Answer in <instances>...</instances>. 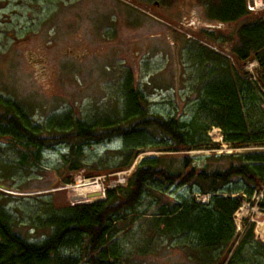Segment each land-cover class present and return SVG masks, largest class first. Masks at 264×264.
<instances>
[{"label": "trees", "instance_id": "16d2710c", "mask_svg": "<svg viewBox=\"0 0 264 264\" xmlns=\"http://www.w3.org/2000/svg\"><path fill=\"white\" fill-rule=\"evenodd\" d=\"M209 2L203 0L207 18L235 25L220 36L209 33L216 41L232 42L231 59L192 43L200 51L198 64L209 63L186 121L176 114L150 111L143 90L128 71L118 84L119 97L86 116L69 108L48 114L40 123L29 106L0 94L3 180L41 166L43 153L55 147L65 149L58 172L92 170L88 177L127 170L141 149L160 153L140 159L125 184L107 190L102 201L56 207L47 197L33 203L26 214L31 227L44 232L38 241L30 242L14 232L18 219L13 209L4 207V200L0 264H122L125 258L116 235L146 199L157 207L151 220L153 232L173 239L197 264H223L230 253L225 264H264V244L253 240L252 226L239 236L233 223L243 202L253 205L254 195H261L254 205L264 212V10H247L245 0ZM250 61L257 63L253 75L242 71ZM211 127L220 129L222 141L233 150L254 149L217 155L213 151L218 146L206 136ZM110 143H117V150L106 153L112 161L108 167L102 161L86 165V148ZM201 149L210 154L190 156V151ZM0 185L4 190L14 187L3 181ZM171 189L181 193L170 198ZM197 195L209 198L200 203ZM152 244L147 241L140 252Z\"/></svg>", "mask_w": 264, "mask_h": 264}, {"label": "rangeland", "instance_id": "374dc122", "mask_svg": "<svg viewBox=\"0 0 264 264\" xmlns=\"http://www.w3.org/2000/svg\"><path fill=\"white\" fill-rule=\"evenodd\" d=\"M53 1L0 0V94L29 106L33 118L40 123L48 114L69 108L84 116L105 108L117 96L118 84L126 79L127 71L131 72L134 84L143 90L150 111L163 116L176 114L186 121L192 115L196 87L209 63L204 60L202 66L198 64L200 51L192 43L231 59L232 42H219L213 37L231 31L235 25L207 18L202 0H165L169 2L166 7L162 6L163 0H155L161 3L159 7L149 6L153 0H82L75 20H66L70 14L55 7L60 1L76 0ZM245 1L247 10H264V0L262 7L254 10L250 0ZM208 27L213 37L205 33ZM254 68V61H250L243 65L242 71L250 74L252 70L253 74ZM235 69L242 75L237 65ZM206 136L218 146L213 151L217 155L254 149L248 146L233 150L222 141L221 131L216 127H211ZM116 145L86 148V165L102 161L108 167L112 161L106 153L115 152ZM64 152L62 147L45 151L43 164L27 168L21 176L3 180L0 172V183L14 186L4 190L0 185V205L6 200L4 207L13 209L18 219L14 232L30 242L44 237L42 230L35 231L27 221L26 210L33 203L47 197L56 207L102 201L107 190L125 184L140 159L160 154L153 148H144L127 170L88 177L92 170L65 174L56 170ZM3 154L13 157L10 152ZM189 154L207 156L210 151L192 150ZM96 179L103 188L102 199L74 202L67 188L74 187L77 181ZM179 193L169 190L170 198ZM208 198L196 196L200 203H206ZM259 199L260 194L254 195L250 202ZM150 202L146 199L116 235L125 258L122 264H197L188 259L173 239H164L153 232L151 220L157 207ZM254 203L243 202L233 215L235 233L242 236L252 226L253 240L264 244V212ZM150 240L154 245L148 251L145 248V253L140 252Z\"/></svg>", "mask_w": 264, "mask_h": 264}, {"label": "bare ground", "instance_id": "6f19581e", "mask_svg": "<svg viewBox=\"0 0 264 264\" xmlns=\"http://www.w3.org/2000/svg\"><path fill=\"white\" fill-rule=\"evenodd\" d=\"M252 9H260L262 7V0H252ZM120 179V178H119ZM97 180V179H96ZM71 195L75 199H81L82 202L102 199L103 188L99 181H77L74 187H68ZM77 202V201H76Z\"/></svg>", "mask_w": 264, "mask_h": 264}, {"label": "flooded vegetation", "instance_id": "af4514ba", "mask_svg": "<svg viewBox=\"0 0 264 264\" xmlns=\"http://www.w3.org/2000/svg\"><path fill=\"white\" fill-rule=\"evenodd\" d=\"M82 0H79V1H74V2H63V1H60L59 3H56V7L55 8H57L56 10H58V11H61V10H65V13H67V14H70L69 15V17H67L66 18V20H75L76 19V15H77V9L79 8L78 7V5L80 4V2H81ZM193 1V0H192ZM50 2H52V3H54V1L53 0H50ZM156 2V3H155ZM169 2H167V1H165V0H163L162 1V6H164V7H166V6H168L169 4H168ZM161 3L159 2V1H155V0H153V1H151L150 2V5L149 6H156V7H159V5H160ZM201 4H202V6H204V3H203V0L201 1ZM181 5H179L178 4V7H180ZM148 7V6H147ZM55 10V11H56ZM58 11H56L57 13H58ZM60 13H62V12H60ZM66 17V16H65ZM209 29V27L208 28H206L205 30L208 32V33H210V31L208 30ZM211 34V33H210Z\"/></svg>", "mask_w": 264, "mask_h": 264}, {"label": "water", "instance_id": "95a60500", "mask_svg": "<svg viewBox=\"0 0 264 264\" xmlns=\"http://www.w3.org/2000/svg\"><path fill=\"white\" fill-rule=\"evenodd\" d=\"M249 4H250V5H253V1L250 0V1H249ZM73 200H74V202L77 201L78 203H80V202H81V203H84V202H82L81 199H75V198H73Z\"/></svg>", "mask_w": 264, "mask_h": 264}, {"label": "built area", "instance_id": "2783aa9c", "mask_svg": "<svg viewBox=\"0 0 264 264\" xmlns=\"http://www.w3.org/2000/svg\"><path fill=\"white\" fill-rule=\"evenodd\" d=\"M251 73H252V70H251L250 74H251ZM252 75H253V74H252ZM251 79H252V80H255L254 77H252ZM261 91L264 93V88H262ZM203 198H204V197H203ZM206 199H207V198H206ZM206 199H203L202 201H205Z\"/></svg>", "mask_w": 264, "mask_h": 264}, {"label": "crops", "instance_id": "0c3cea01", "mask_svg": "<svg viewBox=\"0 0 264 264\" xmlns=\"http://www.w3.org/2000/svg\"><path fill=\"white\" fill-rule=\"evenodd\" d=\"M255 66H257V64L255 63Z\"/></svg>", "mask_w": 264, "mask_h": 264}]
</instances>
